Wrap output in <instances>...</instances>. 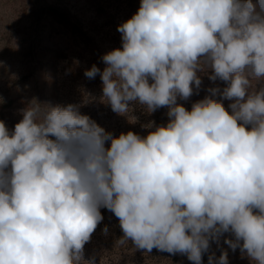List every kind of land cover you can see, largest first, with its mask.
Wrapping results in <instances>:
<instances>
[{
	"label": "clouds",
	"instance_id": "clouds-1",
	"mask_svg": "<svg viewBox=\"0 0 264 264\" xmlns=\"http://www.w3.org/2000/svg\"><path fill=\"white\" fill-rule=\"evenodd\" d=\"M117 31L121 47L84 75L100 76L113 112L167 107L168 123L117 137L77 105L35 99L11 132L0 120V264H93L83 250L101 208L121 244L203 264L230 233L225 244L264 264V84L251 90L264 78V0H140ZM202 65L226 86L188 110L177 99L200 89Z\"/></svg>",
	"mask_w": 264,
	"mask_h": 264
},
{
	"label": "rangeland",
	"instance_id": "rangeland-1",
	"mask_svg": "<svg viewBox=\"0 0 264 264\" xmlns=\"http://www.w3.org/2000/svg\"><path fill=\"white\" fill-rule=\"evenodd\" d=\"M254 4L257 0H252ZM140 0H0V120L11 132L23 117L21 110L34 99L51 106L77 105L113 136L132 131L141 137L150 130L144 127L154 121L156 126L169 121L168 108L149 113L138 102L130 104L127 114H117L102 98L100 76L87 78L84 73L93 65L103 70L105 53L121 47L118 25L135 14ZM259 11V8H257ZM198 72L200 89L187 100L177 103L191 110L193 103L211 96L209 89L225 82L208 79L211 70L202 65ZM264 84V78L252 79V89ZM220 100L229 111L232 101ZM107 146V145H106ZM102 222L85 244L83 257L93 264H192L184 254H170L153 248L138 249L131 240L119 241L123 232L118 218L107 208H101ZM105 228L107 231L105 232ZM224 233L210 241L203 264H218L219 256L227 251L229 264H252L239 248L233 251Z\"/></svg>",
	"mask_w": 264,
	"mask_h": 264
}]
</instances>
